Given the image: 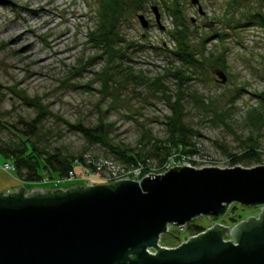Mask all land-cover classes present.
Wrapping results in <instances>:
<instances>
[{
	"label": "rangeland",
	"instance_id": "obj_1",
	"mask_svg": "<svg viewBox=\"0 0 264 264\" xmlns=\"http://www.w3.org/2000/svg\"><path fill=\"white\" fill-rule=\"evenodd\" d=\"M175 4L183 24L178 26L186 28L185 44L201 63L196 72L187 70L185 80L172 76L182 66L173 54L177 29L171 10ZM23 5L42 11H37V17ZM47 7L54 23L44 26ZM120 7L113 34L123 39L114 42L122 53L110 59L111 82L105 90L101 83L108 47L93 38L100 22L98 0H0V84L4 87L5 121L22 127L20 119L29 121L36 111L18 95L36 98L45 112L33 137L39 148L82 155L85 162V155L92 153L124 165L105 145L92 143L73 128L80 123L92 130L101 121L107 143L149 157L146 166L151 171L146 174H150L156 173L162 146L170 139L166 122L177 102L181 119L198 136L192 138L195 154L183 158L174 152L167 159L171 167L184 165V161L196 168L232 167L227 154L240 153L250 139L258 141L259 161L245 159L237 165L264 164V117L255 118L258 112L264 115V101L257 96L264 93V34L252 18L264 15V0H120ZM138 15L147 21L146 27ZM17 25H21L18 30ZM15 33H22L21 40L10 45ZM56 38H61L57 49L62 53L58 56L52 46L47 47ZM30 41L35 45L32 55L20 47ZM45 55H52L45 64L34 61ZM219 71L226 75L225 82L217 76ZM1 136L6 140L10 134L3 132ZM135 165L143 170L140 162ZM74 169L73 180L38 185L67 189L113 182L108 168L100 172L97 166L94 170L76 165ZM260 209L233 202L224 215L201 214L188 223L202 225L205 230L215 223L230 228L247 217H256ZM169 227L171 231L160 237L161 246L175 247L190 237L186 229ZM223 239H231L229 231Z\"/></svg>",
	"mask_w": 264,
	"mask_h": 264
},
{
	"label": "water",
	"instance_id": "obj_2",
	"mask_svg": "<svg viewBox=\"0 0 264 264\" xmlns=\"http://www.w3.org/2000/svg\"><path fill=\"white\" fill-rule=\"evenodd\" d=\"M13 189L0 192V264H264V164L172 166L140 181ZM233 202L261 209L230 228L215 223L178 246H159L169 224L224 215Z\"/></svg>",
	"mask_w": 264,
	"mask_h": 264
},
{
	"label": "trees",
	"instance_id": "obj_3",
	"mask_svg": "<svg viewBox=\"0 0 264 264\" xmlns=\"http://www.w3.org/2000/svg\"><path fill=\"white\" fill-rule=\"evenodd\" d=\"M98 3L101 12L99 18L100 22L93 34L95 35L93 38L100 43L104 42L108 47V64H106L107 67L102 73L104 74V80L101 84L105 90H109V83L111 82V72L109 69L110 59L115 54L122 51L120 49L121 47H115L114 42L117 39H123H121L119 35L116 36L113 34L118 25L122 11L120 9V0H98ZM165 7L167 8L166 5ZM171 13L173 15L175 29H177L175 34H173L175 43L173 54L179 58L182 65L181 68L178 67V69L175 70V73H173L172 76L175 79L185 80L184 75L188 74L186 73L187 70H190L189 73L196 72L201 63L197 61L185 44L184 40L186 28L178 26L179 24H183L177 4H175ZM252 18L254 19V22L263 30L264 34V15L258 13L252 15ZM262 61L264 64V55L262 56ZM3 89V85L0 84V155L4 157L6 162H9L13 166L15 172L22 180L39 183L46 177L55 181L57 179L67 177L69 171L73 169L75 161L85 165L82 155H64L59 149L47 151L44 148L38 147V141L34 140L33 137L38 133V127L41 123L40 116L45 114V112L42 110V107L36 98L33 100L27 98L25 95H18L20 100L29 106H32L36 111V116L29 121L20 119L19 122H21L22 127L5 121L2 110ZM257 96L261 101H264V93H260ZM178 107L179 105L175 102L173 105V114L168 117V121L166 122L167 129L170 133V139L166 140L162 146V156L160 157L154 171L156 173L162 168L164 162H167V159L172 157L171 155H173L174 152L183 154L182 157H190L196 152L192 138L198 136V133L181 119L180 108ZM255 116L256 120H259V117H264V115H261L259 112L258 117L257 115ZM253 122H255L254 119ZM101 124L103 125L100 121V123L96 124L95 128L92 130H89L88 127H85L80 123L73 125V128L80 131L87 139L91 140L92 143H101L102 145H105L109 149V152L124 165L140 162L141 165H143L142 174H146L151 171L149 166H146L148 164L149 157H144L143 154L138 152L131 153L127 150L113 147L107 143ZM3 132L10 134L6 140L2 139L1 135ZM248 142L249 143H244L242 145L243 149L240 153L227 154L231 166H236L245 159H250L255 162L259 161L260 154L258 141L250 139ZM90 154L95 156L92 153ZM184 229L188 231V234H190L189 236L198 235L205 231L204 226L189 224L188 222L185 224Z\"/></svg>",
	"mask_w": 264,
	"mask_h": 264
},
{
	"label": "built area",
	"instance_id": "obj_4",
	"mask_svg": "<svg viewBox=\"0 0 264 264\" xmlns=\"http://www.w3.org/2000/svg\"><path fill=\"white\" fill-rule=\"evenodd\" d=\"M85 156L87 158L86 162L84 161L85 165L78 163V161H75L74 166L80 165V166H83L86 168H91L94 170L97 166V170L100 172H103V171H105V168H108V170L111 172V174L114 175L112 178L113 182L118 181V180H122V179L140 181L144 176L148 175V174H145L144 176L140 177L141 176L140 174L142 173V168L140 165H135V164L118 165L114 162V160L112 158H109V157H95V156H92L91 154H87ZM183 158H186V157H183ZM186 163H189V162H186ZM183 164L188 165V164H185V161L183 162ZM181 166H183V165H181ZM2 167H3V169H6V170H10V169L14 170L13 166L9 162H6V161L3 163ZM170 167H171V164L168 161L167 164L162 166V168L159 170L160 171L159 173L165 172ZM111 170H113V172ZM88 171L89 170H86V172H88ZM131 172H133V174H134L133 179L130 178V176L132 175ZM75 176H76L75 175V169L73 167V169L71 171H69L67 177H65V178H61V179H57L55 181H52V180L45 177L42 179L41 182L42 183L52 182L53 184H56L58 182H65V181L73 180V179H75ZM89 186H92V185L90 184ZM169 226H170V224L167 226V232L166 233L171 231V229H170L171 227H169ZM171 226H174L176 229H180V230L184 229V227H185V225L182 227L181 226L178 227V226H175L173 224H171ZM192 236H196V235H191L190 237H192ZM158 244H159V246H161L160 243H158ZM161 247H165V246H161ZM167 248H170V247H167ZM152 251H154V250H152Z\"/></svg>",
	"mask_w": 264,
	"mask_h": 264
},
{
	"label": "bare ground",
	"instance_id": "obj_5",
	"mask_svg": "<svg viewBox=\"0 0 264 264\" xmlns=\"http://www.w3.org/2000/svg\"><path fill=\"white\" fill-rule=\"evenodd\" d=\"M36 1H38V0H36ZM46 1L49 2V3H53L54 2V0H46ZM23 7H24L25 10L28 9L29 11H31L37 17H38V13L40 11H42L40 9L37 10V8L27 7L25 5H23ZM37 11H39V12L37 13ZM45 14L47 16L42 19L43 20L42 24H44V26H49V25L53 24L54 23V19H53L52 14H51L50 7H47L45 9ZM72 14L75 15L74 13H72ZM23 22L24 23L26 22V20L24 18H23ZM20 28H21V25L20 26L17 25V30L20 29ZM29 29H31V28H28V30ZM3 30L6 31L7 29L4 28ZM21 35H22V33L21 34L15 33L11 37L12 42L10 43V45L19 42L21 40ZM60 42H61V38L51 39L49 41L48 46H47V47H51L52 46L54 48V52H56L57 56L62 53L61 52L62 50L57 49V44H59ZM34 46L35 45H34L33 41L32 42L30 41L28 43L27 42L26 43H22L20 45V47H23L22 48L23 52H26L25 54H29V55H32V53H33L32 51L34 50ZM51 57H52V55L51 56H46V55L45 56H37L36 58H34V61H37L39 64H45Z\"/></svg>",
	"mask_w": 264,
	"mask_h": 264
},
{
	"label": "crops",
	"instance_id": "obj_6",
	"mask_svg": "<svg viewBox=\"0 0 264 264\" xmlns=\"http://www.w3.org/2000/svg\"><path fill=\"white\" fill-rule=\"evenodd\" d=\"M5 162V159L2 155H0V192H7V191H14L15 187H24L26 192H29L31 188H35L36 186L39 187L40 185H38V183L35 182H27L22 180L17 173L15 172V170H6L3 169L2 165ZM41 184H47V183H42L39 182ZM27 184H31L29 187L27 186ZM48 184H53L52 182H49ZM43 188V187H42ZM43 189H52V188H43Z\"/></svg>",
	"mask_w": 264,
	"mask_h": 264
}]
</instances>
